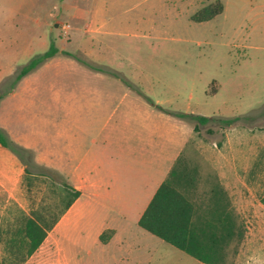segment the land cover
I'll return each instance as SVG.
<instances>
[{
  "label": "rangeland",
  "instance_id": "rangeland-1",
  "mask_svg": "<svg viewBox=\"0 0 264 264\" xmlns=\"http://www.w3.org/2000/svg\"><path fill=\"white\" fill-rule=\"evenodd\" d=\"M216 1L0 0V127L29 150L20 159L0 145V264L7 240L32 210L58 213L71 197L66 185L92 194L89 173L67 168L86 153L108 162L112 147L105 137L125 132L115 124L136 98L166 115L213 118L199 131L196 121L181 119L190 129V163L205 183L228 189L245 231L240 243L230 244L227 259L236 258L243 242L264 256V0H221V14L192 19ZM63 24L71 25L67 35ZM52 43L56 55L16 80ZM227 118L234 119L231 125L219 121ZM121 208L132 213L131 204L116 199L75 201L56 225L60 235L51 230L23 264H67V258L96 264L92 234L103 223L120 222ZM156 241L150 264L192 259Z\"/></svg>",
  "mask_w": 264,
  "mask_h": 264
},
{
  "label": "crops",
  "instance_id": "crops-1",
  "mask_svg": "<svg viewBox=\"0 0 264 264\" xmlns=\"http://www.w3.org/2000/svg\"><path fill=\"white\" fill-rule=\"evenodd\" d=\"M81 10L84 11V9L76 8L77 12ZM97 11L99 7L93 6L94 19H97ZM31 90L33 88L29 91ZM128 107V110L122 113L124 116L121 114L120 118H123L119 121L120 123L117 121L115 124V129H118V125H122L125 132L114 131L105 137L109 148L112 147L108 162L93 160L90 154L86 153L72 167L67 168L78 175L85 173L90 175L88 181L91 185L88 187L92 188V194L88 195L85 191L81 192L78 189L81 195L76 201H83L86 197L92 199L95 204H102L108 198L116 199L118 203L132 205V213L129 211L128 213L124 208L120 209L118 213L120 222L117 221L115 225L103 223L92 234L94 245L98 249V254L95 256L96 264H150L152 262L150 254L154 250L156 240H164L142 228L139 220L180 158L185 162L181 175L182 189L193 199L199 213L207 215L206 211L212 207L213 186L200 179L195 166L190 163V129L185 121L173 115H166L163 110L140 98L131 100ZM71 152L67 154L70 156ZM119 173H124V178L119 179ZM221 184H224L223 181ZM215 188L221 198H224V202H227V198L223 197V191L217 184ZM224 189L227 192L228 189L226 187ZM81 216L80 214L76 217L78 222ZM129 218L132 222L124 223ZM56 228L55 226L52 230L54 237L60 235L58 231H55ZM69 229L63 231L60 240H63ZM109 229L114 230V233L107 242H103L101 235ZM50 232L47 237L50 236ZM257 248L255 244L246 245L243 242L235 259L218 264H264V256L256 254ZM260 248L263 249V247ZM228 250L229 246L225 248V251L228 252ZM190 256L192 259L181 264H207ZM67 260L69 261L67 264H78L75 259L67 258Z\"/></svg>",
  "mask_w": 264,
  "mask_h": 264
},
{
  "label": "trees",
  "instance_id": "trees-1",
  "mask_svg": "<svg viewBox=\"0 0 264 264\" xmlns=\"http://www.w3.org/2000/svg\"><path fill=\"white\" fill-rule=\"evenodd\" d=\"M224 8V3L218 0L198 10L192 19L197 22L211 20L221 14ZM58 50V47L52 43L49 50L33 57L23 65L16 80L22 79L35 70L40 64L56 55ZM171 114L196 121L197 124L194 127L196 131L200 130V124H207L213 120L210 116L195 113L175 111ZM219 121L225 125H231L234 119L227 118ZM209 132L213 131L209 129ZM0 145L20 159H23L24 153L29 151L12 140L1 127ZM184 164L185 162L180 158L141 216L139 225L207 264L226 263L228 254L225 248L230 246L235 238L240 243L245 231L238 228L235 212L230 208L228 194L218 182L217 186L223 191V197L227 198V202H224V198H221L214 185L212 207L206 211L207 215L199 213L193 199L181 186ZM26 171H28L27 167ZM66 186L71 197L65 201L58 213L46 215L45 211H51V209H34L23 219L21 226L6 242L7 256L2 264H23L41 247L62 215L81 195L77 188ZM113 233L112 229L103 232L101 240L107 242Z\"/></svg>",
  "mask_w": 264,
  "mask_h": 264
},
{
  "label": "built area",
  "instance_id": "built-area-1",
  "mask_svg": "<svg viewBox=\"0 0 264 264\" xmlns=\"http://www.w3.org/2000/svg\"><path fill=\"white\" fill-rule=\"evenodd\" d=\"M62 30H63V34L67 35L69 33V31L71 30V25L70 24H63Z\"/></svg>",
  "mask_w": 264,
  "mask_h": 264
}]
</instances>
